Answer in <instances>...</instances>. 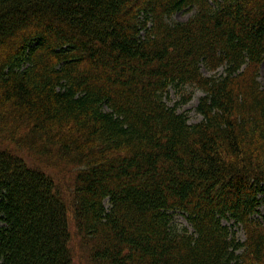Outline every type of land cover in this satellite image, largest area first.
<instances>
[{
	"label": "trees",
	"instance_id": "trees-1",
	"mask_svg": "<svg viewBox=\"0 0 264 264\" xmlns=\"http://www.w3.org/2000/svg\"><path fill=\"white\" fill-rule=\"evenodd\" d=\"M263 62L264 0H0V264H264Z\"/></svg>",
	"mask_w": 264,
	"mask_h": 264
},
{
	"label": "rangeland",
	"instance_id": "rangeland-1",
	"mask_svg": "<svg viewBox=\"0 0 264 264\" xmlns=\"http://www.w3.org/2000/svg\"><path fill=\"white\" fill-rule=\"evenodd\" d=\"M196 9H184L179 12H176L168 18L170 22H177L181 21L184 22L191 18L193 14H195ZM203 71L206 75H211L213 72L209 71L205 67H203ZM223 71V68H220L216 74ZM259 80L261 81L262 85L264 86V62L262 63L260 74H259ZM189 93L192 94V97L188 99L186 102L185 97L189 95ZM203 91L196 87L193 84L187 83V84H181L177 87L171 86L169 91L164 95L163 99L169 106H176L179 112H184L188 118L190 123L198 122L202 119L201 114L197 111V105L199 102V98L203 95ZM31 158V156H29ZM33 158V157H32ZM37 162H39L37 160ZM40 164V163H39ZM57 183L62 182L61 180H56ZM262 215L264 216V206L262 207ZM175 224H177V227L182 228L184 226L190 227L189 222L187 221L186 217L181 214L177 213L175 216ZM71 231L74 234L71 243H76V262L78 264H89V254L90 251L85 246V248L82 247V245H79V237L76 235L77 230H75L74 223H71L70 225ZM237 229V227H236ZM238 234L241 236V238L244 239V233L242 229H238ZM89 251V254H88Z\"/></svg>",
	"mask_w": 264,
	"mask_h": 264
}]
</instances>
